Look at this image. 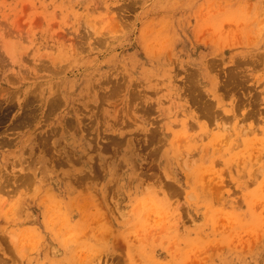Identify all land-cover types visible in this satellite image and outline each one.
I'll return each mask as SVG.
<instances>
[{
	"label": "rangeland",
	"instance_id": "obj_1",
	"mask_svg": "<svg viewBox=\"0 0 264 264\" xmlns=\"http://www.w3.org/2000/svg\"><path fill=\"white\" fill-rule=\"evenodd\" d=\"M0 264H264V0H0Z\"/></svg>",
	"mask_w": 264,
	"mask_h": 264
}]
</instances>
